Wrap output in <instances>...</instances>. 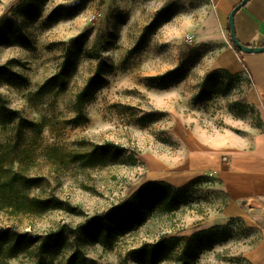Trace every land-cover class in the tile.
<instances>
[{
    "label": "rangeland",
    "instance_id": "1",
    "mask_svg": "<svg viewBox=\"0 0 264 264\" xmlns=\"http://www.w3.org/2000/svg\"><path fill=\"white\" fill-rule=\"evenodd\" d=\"M210 13L205 0H0V179L40 178L29 198L75 208L24 213L5 199L0 229L35 236L74 229L147 182L164 181L186 187V205L153 213L110 250L83 245L84 255L136 264L131 251L142 245L174 237L179 252L184 239L208 230L220 241L194 264H249L243 252L264 226L245 227L225 211L218 179L195 169L194 159L234 150L263 122L248 74L218 65L229 39ZM63 63L64 84L43 86ZM91 77L86 120L75 124L76 95ZM107 143L104 163L73 161Z\"/></svg>",
    "mask_w": 264,
    "mask_h": 264
},
{
    "label": "trees",
    "instance_id": "2",
    "mask_svg": "<svg viewBox=\"0 0 264 264\" xmlns=\"http://www.w3.org/2000/svg\"><path fill=\"white\" fill-rule=\"evenodd\" d=\"M230 40V39H229ZM261 44V46H263ZM233 46V45H232ZM235 51L240 53L234 46ZM66 64L63 63L58 73L43 84L62 86ZM4 67H0V72ZM100 61L97 64V71ZM94 77L88 79L83 89L76 95L77 108L75 124L86 120L82 111V103L87 98L89 87ZM28 125L32 122L26 121ZM111 144L95 146L90 151L73 155V161H78L90 167L105 162V154L111 150ZM40 178L25 177L18 172L10 173L0 179V201L12 202L11 207L24 213L43 214L54 209H64L71 214L75 208L56 197L44 199L29 198L28 191L40 184ZM22 187V191H21ZM186 187H172L164 181H150L135 189L124 201L109 211L95 215L74 229L58 228L44 235L19 233L11 229H0V264H10L19 256H27L26 264H101L89 259L81 250L83 245H100L110 250L114 242L121 236L136 232L155 212L174 213L187 204ZM21 208V209H17ZM178 238L161 239L149 245H142L131 251V258L136 264H161L175 261V264H194L204 251L212 250L220 239L215 233L203 231L194 239H184V244L176 252ZM72 248L67 256L64 251ZM59 258V260H58ZM60 259H63L60 261Z\"/></svg>",
    "mask_w": 264,
    "mask_h": 264
},
{
    "label": "crops",
    "instance_id": "3",
    "mask_svg": "<svg viewBox=\"0 0 264 264\" xmlns=\"http://www.w3.org/2000/svg\"><path fill=\"white\" fill-rule=\"evenodd\" d=\"M211 5V17L229 39L227 19L242 0H205ZM237 40L249 47L264 43V0H249L233 17ZM264 46V45H263ZM218 65L229 75L243 70L248 74L254 97L262 112V128L250 140L242 141L234 150L199 156L195 169L209 172L221 184L227 205L245 227L264 226V53H238L230 40L217 54ZM225 156V157H222ZM197 158V157H195ZM261 234L264 233L260 226ZM249 264H264V237L243 252Z\"/></svg>",
    "mask_w": 264,
    "mask_h": 264
},
{
    "label": "water",
    "instance_id": "4",
    "mask_svg": "<svg viewBox=\"0 0 264 264\" xmlns=\"http://www.w3.org/2000/svg\"><path fill=\"white\" fill-rule=\"evenodd\" d=\"M249 0H242L239 4H237L230 12L227 24H228V31H229V39L231 44L241 53H251V54H260L264 53V46L261 47H249L246 45L241 44L237 38L235 37L234 29H233V17L234 14L242 8Z\"/></svg>",
    "mask_w": 264,
    "mask_h": 264
},
{
    "label": "built area",
    "instance_id": "5",
    "mask_svg": "<svg viewBox=\"0 0 264 264\" xmlns=\"http://www.w3.org/2000/svg\"><path fill=\"white\" fill-rule=\"evenodd\" d=\"M94 18V16L92 17V19Z\"/></svg>",
    "mask_w": 264,
    "mask_h": 264
}]
</instances>
